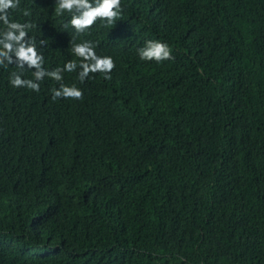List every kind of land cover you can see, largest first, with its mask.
Instances as JSON below:
<instances>
[{
	"label": "trees",
	"instance_id": "1",
	"mask_svg": "<svg viewBox=\"0 0 264 264\" xmlns=\"http://www.w3.org/2000/svg\"><path fill=\"white\" fill-rule=\"evenodd\" d=\"M9 13L45 75L0 64V264H264V0H121L80 32L55 0ZM83 41L113 67L80 79Z\"/></svg>",
	"mask_w": 264,
	"mask_h": 264
},
{
	"label": "clouds",
	"instance_id": "2",
	"mask_svg": "<svg viewBox=\"0 0 264 264\" xmlns=\"http://www.w3.org/2000/svg\"><path fill=\"white\" fill-rule=\"evenodd\" d=\"M19 0H0V64L4 61L8 63L15 62L21 69L25 66H34L36 71L33 73L36 80L45 75V70L40 67L41 56L37 54L36 46L30 40H26L27 23H21L16 19L10 18L9 10L17 8ZM121 0H55V12L61 14L67 11L70 13L68 23L74 27L77 32L92 25L97 17L107 18V23H112V18L119 15ZM29 11L23 10V15L27 16ZM72 51L78 56L83 57L85 63L81 61L82 71L79 73L80 79L88 73L89 70H110L113 67V61L110 56H98L94 51L91 42L83 41L73 44ZM142 60H156L159 62L171 57L169 45L160 40H146L144 46L137 50ZM75 63L68 61L64 64V70H72ZM61 69L57 68L47 75L60 80ZM10 83L13 86H27L34 90L38 89V84L31 79H22L17 73H12ZM54 96H72L79 97L81 92L73 86L61 85L55 89Z\"/></svg>",
	"mask_w": 264,
	"mask_h": 264
}]
</instances>
